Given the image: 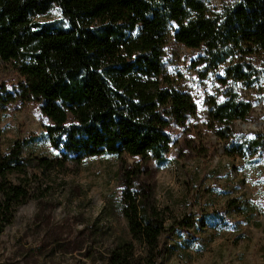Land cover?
Here are the masks:
<instances>
[{
	"label": "trees",
	"instance_id": "1",
	"mask_svg": "<svg viewBox=\"0 0 264 264\" xmlns=\"http://www.w3.org/2000/svg\"><path fill=\"white\" fill-rule=\"evenodd\" d=\"M54 6L64 24L34 19ZM169 36L202 48L199 62L207 69L230 58L217 78L222 90L203 92L209 127L234 153L254 147L255 139L234 145L232 124L252 110L237 85L258 77L255 57L264 62V0H236L219 12H210L204 0H0V60L13 61L24 79L0 92V120L17 97L38 102L59 151L55 159L34 160L44 168L102 153L150 159L157 168L170 150V130L187 131L198 110L191 92L172 86L163 73ZM20 150L15 142L0 152V234L28 197L23 184L8 178L25 174L30 164ZM141 174L120 164L116 204L146 255L137 260L133 241L124 242L109 256L111 264H156L161 235L192 222L187 217L167 225L153 184Z\"/></svg>",
	"mask_w": 264,
	"mask_h": 264
},
{
	"label": "rangeland",
	"instance_id": "2",
	"mask_svg": "<svg viewBox=\"0 0 264 264\" xmlns=\"http://www.w3.org/2000/svg\"><path fill=\"white\" fill-rule=\"evenodd\" d=\"M204 1L210 12H219L236 0ZM34 19L65 23L57 6ZM203 54L202 48L168 37L163 73L172 86L191 92L198 110L187 131L170 130V150L157 168L150 159H118L112 153L41 167L34 160L59 156L45 129L49 120L36 101L17 97L6 106L0 152L19 142L20 156L30 164L25 174L8 176L23 184L28 197L0 234V264H111V253L133 241L116 204L120 164L139 167L141 178L153 184V199L167 225L192 220L161 235L156 264H264V62L255 57L258 77L237 85L252 110L246 120L233 121L234 145L243 138L257 140L250 149L243 146L240 155L209 127V106L203 101L204 91L222 90L217 78L230 58L207 69L199 62ZM23 81L13 61L0 60V92ZM133 248L137 260L146 255L138 242L133 241Z\"/></svg>",
	"mask_w": 264,
	"mask_h": 264
}]
</instances>
